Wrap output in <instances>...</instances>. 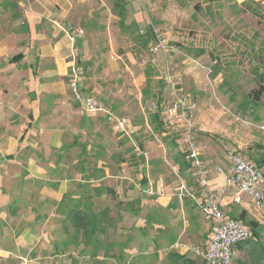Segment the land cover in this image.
I'll return each mask as SVG.
<instances>
[{"label": "rangeland", "instance_id": "374dc122", "mask_svg": "<svg viewBox=\"0 0 264 264\" xmlns=\"http://www.w3.org/2000/svg\"><path fill=\"white\" fill-rule=\"evenodd\" d=\"M65 1L50 0L48 3L42 0L46 6L37 4L39 18L46 21V24H41L47 26V31L48 28L54 31V26L57 27L55 21L58 22L63 28L57 39L66 34L65 30L79 33L73 47L71 41L64 42L63 54L70 60L73 49L76 61L83 68L82 88L95 94L115 113L130 118L136 132L132 137L122 135L105 119L84 112L75 103L70 82L65 77L63 105L53 111L54 107L48 103V112L52 114L48 132L36 130V134L29 137V142L41 150L39 137L50 135L58 125L63 134L61 179L76 182L81 177L92 179L94 176L96 180L104 166L113 172L125 168L126 175L136 181L132 183L136 186L135 194L140 202H136L132 211L117 202L110 206L101 200L94 208L98 211L109 207L110 214L117 219L116 225L108 229L106 241L111 243V250L116 255L122 244L126 246L124 249L130 250L122 261L111 256L106 260L86 258L83 245L75 244L72 252L64 251V255L55 257L52 264H169L168 251H178L173 248L176 242L204 246L212 228L205 212L192 199L186 198L184 203L179 201L169 206L177 197L181 180H192L189 172L177 174L174 167V158L184 147L185 127L182 123L168 122L179 133V138H175L176 133L170 131V135L177 139V146H173L171 141L166 145L162 136L152 130L148 111L154 109V100L146 99L143 93L147 84L146 68L154 67L164 80L169 64L172 72L182 77V87L194 104L197 140L205 161L211 165L222 163L227 169L230 154L238 152L256 163L251 156L264 154V131L245 120L264 121V94L259 103L251 99V92L258 87L254 68L259 65L264 68V57L258 54L264 47V2L260 1L262 15L257 16L242 10L236 0H126L128 27L123 29L113 12L112 0ZM36 2L33 0L27 7L34 9ZM17 3L18 0H0V25L3 29L11 25L12 30L22 32L21 13L24 10L17 11L14 6ZM27 7L25 10L30 9ZM17 18H21L20 26L13 27ZM41 28L38 26L36 33L32 31L30 43L24 42L27 55H37L46 44H41L37 37ZM145 32L150 33L151 41L156 33L166 35L182 53L195 58L196 62L188 61L182 53L172 56L151 53L148 50L150 43H143L140 37ZM215 65L219 73L214 72ZM163 98L168 107L173 96L164 90ZM244 101L247 103L239 105ZM143 152L149 157V165L143 158L146 157ZM81 157L85 159L82 161ZM81 168L91 175L80 176ZM262 168L264 170V166ZM145 176L148 180L150 178L155 190L158 189V181L164 177L165 194L163 191L149 194L143 185L140 189L138 184H142ZM158 195H164L163 198L170 195L169 204L163 206L157 199ZM138 206L140 211L136 208ZM243 208L247 211L248 220L260 222V240L264 243L263 208L248 195L243 196L241 204L232 202L223 207L229 215L235 216ZM136 209L140 212L138 215H135ZM153 217L163 220L167 230L160 233L155 228L158 225L153 228L149 223L148 229L142 232L139 227ZM68 235L66 233L65 239ZM54 249L52 246V253ZM258 252V244L248 242L242 249L235 248L232 264H264L263 254ZM186 253L196 255L192 251ZM28 254L27 259L36 256ZM237 257L242 261L239 262Z\"/></svg>", "mask_w": 264, "mask_h": 264}, {"label": "crops", "instance_id": "0c3cea01", "mask_svg": "<svg viewBox=\"0 0 264 264\" xmlns=\"http://www.w3.org/2000/svg\"><path fill=\"white\" fill-rule=\"evenodd\" d=\"M32 1L22 3L18 0L17 5L14 4L17 11L24 10L21 11L23 18H17L13 23V27H19L21 19L24 26L22 32L18 29L12 30L11 25L6 29L0 25V264H52L55 257L64 255V251L66 253L73 251L74 244H65L67 233L65 214L59 211V204L65 194L71 195L75 200L91 198L94 208L100 200L110 205L121 200L124 202L136 200L139 197L135 194L136 186L132 183L136 181L126 175L125 168L113 172L104 166L96 180L94 176H91L92 179L81 177L76 182L61 179L59 173L64 165L63 134L58 125L56 129L50 131V135L39 137L38 142L43 147L41 150H37V145L29 142V137L36 134V130L48 132L47 126H50L49 118L52 115L48 112L50 109L47 107L48 103L54 107L53 111L63 105L64 79L68 77L70 82L69 72L76 57L72 49V58L67 60L68 55L63 54V45L64 42L71 41L73 47L75 44L71 39L72 34L79 36V33L65 30L66 34L57 39L63 27L55 21L57 25L54 26L55 30L50 31L48 28L47 31V26L41 24H46V21L43 22L39 18L40 8L37 5L46 6V3L37 0L34 9L31 6L27 7ZM43 1L49 3L50 0ZM26 7L30 9L25 10ZM38 26L42 27L37 35L38 40L41 44H46L37 55H27L24 42L27 40L30 43L31 33L32 31L36 33ZM19 53H23L24 56L19 57L20 59L14 58ZM24 83L26 85H23ZM74 101L81 108L75 98ZM92 115L108 121L103 116ZM37 127L38 129H35ZM84 159L82 158V161ZM227 160L229 161L227 169L222 163L220 165L209 163L211 184L214 187L226 184L231 169L230 159ZM174 165L177 166L175 163ZM217 166L222 167V173L216 172ZM84 171L81 168L80 176L91 175L89 171ZM188 172L192 179L188 180L191 183L188 184L196 187L191 168ZM140 184H138L140 189L142 185V188L149 186L143 182ZM95 188H99V194ZM110 189H113L116 195L119 194L117 199H113ZM234 190L227 189L223 207L233 202L231 195L234 194ZM162 191L165 194V188L161 187L158 181V189L155 192ZM163 196L157 199L166 206L171 197L167 195L166 199ZM186 207L188 209V206ZM141 237L142 235L140 240ZM100 238H104V235ZM52 246L56 248L54 253L51 251ZM124 251L126 254L130 250ZM28 253H34L35 258L27 259ZM86 258L106 260L109 257L102 251L97 256L86 253Z\"/></svg>", "mask_w": 264, "mask_h": 264}, {"label": "built area", "instance_id": "2783aa9c", "mask_svg": "<svg viewBox=\"0 0 264 264\" xmlns=\"http://www.w3.org/2000/svg\"><path fill=\"white\" fill-rule=\"evenodd\" d=\"M28 0H21L27 3ZM83 32V29L80 30ZM73 43L77 36L72 34ZM151 53H164L166 56L181 54L179 47L173 44L170 39L162 34L156 33L154 40L148 45ZM187 60L196 62L195 58L186 55ZM70 86L74 98L79 102L81 108L89 113L105 117L120 134L132 137L136 132V126L131 119L115 113L105 105L97 96L82 88L83 68L78 61L71 66L69 72ZM165 90L173 96L171 104L166 108L164 117L168 122L182 123L184 131L185 158L190 163L192 175L196 181V187H191L185 179L179 184L176 193L179 201L184 203L186 198L195 200L205 212L211 223L207 243L204 246L188 245L176 242L173 246L180 252H193L206 260V264H232L235 245L244 242L252 237L253 230L243 220L232 217L223 209V198L227 189L234 188L232 197L233 203L243 202V196L248 195L260 208L264 209V170L244 155L233 152L230 154L231 169L226 179V184L214 187L211 184V167L201 156L197 140V128L194 121V104L189 93L182 87V77L175 75L168 64L164 72ZM154 109L157 105L154 103ZM248 124L258 127L264 131V121L258 123L252 120H245ZM146 164L149 165V157L145 152ZM216 172L222 173L220 166L215 167ZM177 174L180 173L178 166L175 167ZM161 187H164V178L160 179ZM149 194H155L153 183L147 188ZM201 200V204L200 201Z\"/></svg>", "mask_w": 264, "mask_h": 264}, {"label": "trees", "instance_id": "16d2710c", "mask_svg": "<svg viewBox=\"0 0 264 264\" xmlns=\"http://www.w3.org/2000/svg\"><path fill=\"white\" fill-rule=\"evenodd\" d=\"M214 1V0H210ZM113 2V12L118 16L119 18V24L121 28L128 27V24L126 23L127 16H128V7H127V1L126 0H112ZM242 10L249 11L255 15H262L261 11L259 10L261 3L260 1L256 0H244L239 3ZM199 5L196 4V7ZM140 37L143 38L142 41L145 44L150 43L152 37H150L149 32H145L143 34H140ZM258 54L261 57H264V47H262ZM24 56L23 53L17 54L14 58H22ZM20 57V58H19ZM255 73H257L258 78V87L254 89L251 92V99L255 103H259L261 101V98L264 94V68H262L260 65L256 68H254ZM214 72L219 73V69L217 65L214 67ZM146 77H147V84L145 88L143 89V93L145 95L146 99H153L154 103L157 105V109H151L148 111V121L149 124L152 127V130L156 133H159L162 136L163 142L167 145L169 141H171L173 146L179 145L175 138H179V133L174 128L170 127L168 124V121L164 117V112L167 108L166 101L163 98V92L165 90V81L162 77L159 76V73L155 70L154 67L149 66L146 68ZM247 101L241 103L239 105L246 104ZM242 111H246V108L240 107ZM172 128V129H171ZM173 131L176 133V137H172L170 134V131ZM143 158H145L143 156ZM253 160H255L256 164L259 167L264 166V154H260L259 156H251ZM174 163L178 166L179 171L181 174H184L185 172H188L190 169V163L185 158V152L181 148L180 151H178V154L174 158ZM143 184L148 185L149 180L145 177L142 179ZM189 184H191L189 182ZM95 191L99 194V188H95ZM112 193L113 198L116 197L115 191L113 189L109 190ZM90 197V196H89ZM189 200L191 198H188ZM193 200V199H192ZM186 201V200H185ZM140 202V199L132 200V201H126L123 200L117 201V204L120 206H123L126 210L132 211V209L135 208V204ZM179 203L178 197H176L173 202L169 204V206H173ZM94 203L91 201V198L87 200H83V198L80 199H73L71 195H66L63 197V200L59 204V211L63 212L65 214V230L67 232L68 237L65 239V243L67 245L71 244H77V245H84L85 253H89L93 256L99 255L100 252H104L105 256H111V257H117L123 260L125 255V247L123 244L121 245L120 252L118 255H116V252L111 250V243L106 241V236L108 234V229L110 227H113L118 222L115 217H113L112 214H110V208L105 207L102 210L96 211L93 207ZM140 209V206L136 207ZM140 213V212H139ZM138 210L136 209L135 215H138ZM232 217L239 218L243 220L247 225H249L253 230V235L251 238L244 242H240L235 245V248L242 249L246 243H255L259 246V252L258 254L262 255L264 257V243L260 240L261 239V233H260V222L258 220L247 219V211L246 209H243L238 216H235L234 214L231 215ZM156 217H153V219L146 220V225L140 226L139 229L144 232L145 229H148V224H151V227L154 228L155 225H158L156 230H158L160 233L167 230V225H165V222L163 220L155 219ZM155 219V220H154ZM71 229H69V227ZM101 235H104L105 238H100ZM206 244V242H205ZM156 246L157 243H156ZM234 248V252H235ZM168 258L170 259L169 264H206V260L198 255H192L187 253H181L179 251L170 250L168 251ZM237 260L241 262L240 257H237Z\"/></svg>", "mask_w": 264, "mask_h": 264}]
</instances>
